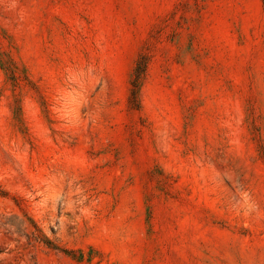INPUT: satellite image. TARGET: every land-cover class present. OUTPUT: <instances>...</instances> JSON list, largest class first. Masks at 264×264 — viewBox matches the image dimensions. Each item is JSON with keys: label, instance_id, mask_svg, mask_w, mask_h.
<instances>
[{"label": "rangeland", "instance_id": "1", "mask_svg": "<svg viewBox=\"0 0 264 264\" xmlns=\"http://www.w3.org/2000/svg\"><path fill=\"white\" fill-rule=\"evenodd\" d=\"M0 264H264V0H0Z\"/></svg>", "mask_w": 264, "mask_h": 264}]
</instances>
